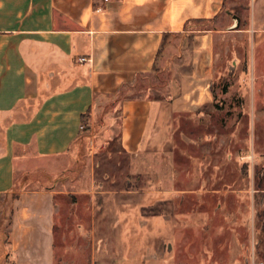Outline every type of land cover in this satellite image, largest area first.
<instances>
[{
	"label": "crops",
	"instance_id": "obj_1",
	"mask_svg": "<svg viewBox=\"0 0 264 264\" xmlns=\"http://www.w3.org/2000/svg\"><path fill=\"white\" fill-rule=\"evenodd\" d=\"M225 1L0 0V201L11 264H54L58 200L94 194L97 144L115 142L141 163L135 170L155 167L168 107L195 100L156 97L152 81L182 66L176 40L191 37L203 53Z\"/></svg>",
	"mask_w": 264,
	"mask_h": 264
},
{
	"label": "rangeland",
	"instance_id": "obj_2",
	"mask_svg": "<svg viewBox=\"0 0 264 264\" xmlns=\"http://www.w3.org/2000/svg\"><path fill=\"white\" fill-rule=\"evenodd\" d=\"M215 26L200 57L176 40L182 68L152 81L195 100L168 107L155 167L99 143L94 194L60 197L54 264H264V0H226ZM9 220L0 201V264Z\"/></svg>",
	"mask_w": 264,
	"mask_h": 264
},
{
	"label": "water",
	"instance_id": "obj_3",
	"mask_svg": "<svg viewBox=\"0 0 264 264\" xmlns=\"http://www.w3.org/2000/svg\"><path fill=\"white\" fill-rule=\"evenodd\" d=\"M226 14L231 16V19L233 21L232 27H230L229 31L236 30L240 25V18L237 15H233L230 11H226Z\"/></svg>",
	"mask_w": 264,
	"mask_h": 264
},
{
	"label": "built area",
	"instance_id": "obj_4",
	"mask_svg": "<svg viewBox=\"0 0 264 264\" xmlns=\"http://www.w3.org/2000/svg\"><path fill=\"white\" fill-rule=\"evenodd\" d=\"M81 60H84V59H81Z\"/></svg>",
	"mask_w": 264,
	"mask_h": 264
}]
</instances>
